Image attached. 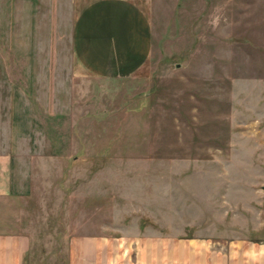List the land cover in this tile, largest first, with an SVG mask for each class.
Wrapping results in <instances>:
<instances>
[{
  "label": "rangeland",
  "instance_id": "rangeland-1",
  "mask_svg": "<svg viewBox=\"0 0 264 264\" xmlns=\"http://www.w3.org/2000/svg\"><path fill=\"white\" fill-rule=\"evenodd\" d=\"M86 1L0 0V232L27 236L22 264H85L91 237L97 264L264 248V0H146L147 67L113 79L73 55Z\"/></svg>",
  "mask_w": 264,
  "mask_h": 264
},
{
  "label": "crops",
  "instance_id": "crops-1",
  "mask_svg": "<svg viewBox=\"0 0 264 264\" xmlns=\"http://www.w3.org/2000/svg\"><path fill=\"white\" fill-rule=\"evenodd\" d=\"M146 4V0L86 1L73 21L71 32V47L79 67L98 78L141 75L152 49ZM1 183L4 189L0 190V196L8 198V183L0 180ZM86 242L92 247L88 249L89 255L84 256V263L97 264L98 248L106 242L93 237ZM28 244L27 236L21 232H0V264H22ZM152 244L153 241L144 240L140 255ZM258 246L216 241L214 264H264V248Z\"/></svg>",
  "mask_w": 264,
  "mask_h": 264
},
{
  "label": "water",
  "instance_id": "water-1",
  "mask_svg": "<svg viewBox=\"0 0 264 264\" xmlns=\"http://www.w3.org/2000/svg\"><path fill=\"white\" fill-rule=\"evenodd\" d=\"M262 189H263V191H264V186H262Z\"/></svg>",
  "mask_w": 264,
  "mask_h": 264
}]
</instances>
